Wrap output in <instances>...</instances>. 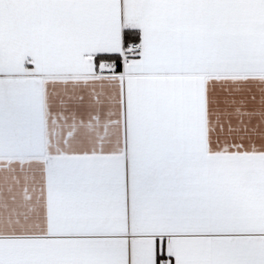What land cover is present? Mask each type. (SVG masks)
<instances>
[{
  "label": "snow or ice",
  "instance_id": "6c2138e0",
  "mask_svg": "<svg viewBox=\"0 0 264 264\" xmlns=\"http://www.w3.org/2000/svg\"><path fill=\"white\" fill-rule=\"evenodd\" d=\"M0 264H264V0H0Z\"/></svg>",
  "mask_w": 264,
  "mask_h": 264
}]
</instances>
